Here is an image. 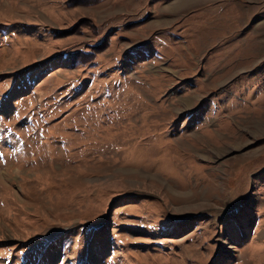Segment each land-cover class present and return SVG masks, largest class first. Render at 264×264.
<instances>
[{
  "label": "rangeland",
  "instance_id": "rangeland-1",
  "mask_svg": "<svg viewBox=\"0 0 264 264\" xmlns=\"http://www.w3.org/2000/svg\"><path fill=\"white\" fill-rule=\"evenodd\" d=\"M0 0V264H264V0Z\"/></svg>",
  "mask_w": 264,
  "mask_h": 264
},
{
  "label": "crops",
  "instance_id": "crops-1",
  "mask_svg": "<svg viewBox=\"0 0 264 264\" xmlns=\"http://www.w3.org/2000/svg\"><path fill=\"white\" fill-rule=\"evenodd\" d=\"M190 1H191V0H190ZM202 1H203V0H202ZM210 1H211V0H208L207 2H205V4L210 3ZM218 1H221V0H218ZM235 1H239V2H240V1H246V2H247V1H249V0H235ZM260 7H264V4H261Z\"/></svg>",
  "mask_w": 264,
  "mask_h": 264
}]
</instances>
